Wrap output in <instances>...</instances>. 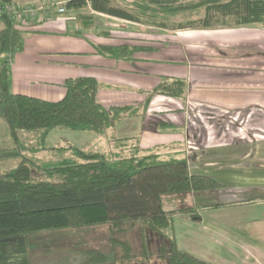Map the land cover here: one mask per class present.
Instances as JSON below:
<instances>
[{
	"label": "crops",
	"instance_id": "obj_1",
	"mask_svg": "<svg viewBox=\"0 0 264 264\" xmlns=\"http://www.w3.org/2000/svg\"><path fill=\"white\" fill-rule=\"evenodd\" d=\"M67 1L11 0L12 8L28 5L35 13L21 29L22 51L9 62L10 91L55 102L64 80L92 78L104 108L127 109L114 127L88 133L102 141L92 152L107 153L113 137L132 138L145 153L184 156L190 173L221 184L215 191L238 189L237 202L264 203V27L167 30L99 13L88 2L67 8ZM101 46L135 50L125 58L99 53ZM172 80L185 82L182 97L153 92ZM224 195L214 198L233 202Z\"/></svg>",
	"mask_w": 264,
	"mask_h": 264
},
{
	"label": "trees",
	"instance_id": "obj_2",
	"mask_svg": "<svg viewBox=\"0 0 264 264\" xmlns=\"http://www.w3.org/2000/svg\"><path fill=\"white\" fill-rule=\"evenodd\" d=\"M86 2L99 13L135 23L158 24L167 17L202 10L198 26L192 19L188 26L178 28H210L216 15L222 21L231 19L236 26L264 27V0H69L65 6L81 8ZM10 3L0 0V118L12 146L0 147V159L20 160L0 173V264H35L31 251L34 235L97 227L106 229L107 249L82 247L83 241L75 243L71 251L81 257L75 264H150L153 260L161 264H214L177 246L172 216L187 214L196 220L199 215L194 214L195 209L166 211L163 207L164 196L221 188L207 175L190 173L184 156L165 158L145 153L132 138L113 137L107 153L70 146L44 147V139L53 129L102 134L118 124L127 109L104 108L96 99L98 84L92 78L64 80L65 93L55 102L12 93L9 62L22 51L24 34L7 11ZM134 50L98 47L99 53L125 58ZM153 92L180 98L185 82L167 81ZM23 131L36 133V144L41 146L37 149L51 154V160L38 162L21 153L24 147L19 133ZM59 154L63 157L58 158ZM136 229L139 249L129 237ZM147 232L158 238L155 252L146 242Z\"/></svg>",
	"mask_w": 264,
	"mask_h": 264
},
{
	"label": "rangeland",
	"instance_id": "obj_3",
	"mask_svg": "<svg viewBox=\"0 0 264 264\" xmlns=\"http://www.w3.org/2000/svg\"><path fill=\"white\" fill-rule=\"evenodd\" d=\"M82 12L86 14V11ZM202 15V10H199L197 13L189 14V16L180 14L167 17L166 22L152 23V25L173 30L180 25H187L192 19H199ZM212 20L214 25L233 24L231 19L222 21L217 15ZM115 23H119L120 28H123L122 23ZM199 23L200 21L197 20L195 25L192 24L198 26ZM88 133L53 129L44 139L43 145L44 147L60 146L64 148L70 146L83 151H92L94 147H99V150H101L103 146L100 147L97 144L102 142L101 139L97 140L98 137ZM35 135L34 132L23 131L19 133L21 147H24L21 153L25 157L35 158L38 162L51 160V154L37 149L40 145L39 143L36 144ZM10 146L12 145L5 124L0 118V147L10 148ZM69 154L67 153V155ZM61 157H63V154H59L58 158ZM19 160L20 158L0 159V173L13 168ZM220 194H225V199L233 202L222 203L217 201L214 197ZM240 198L238 189L229 190L225 193L207 191L202 194L195 193L194 195L164 196L163 207L166 211L191 207L196 211L194 214L199 215L196 220H191L187 214H173L174 236L179 249L214 264H264V220L251 222V217L262 218V214L264 216V203L259 205L243 204L242 201L237 202ZM242 198L245 197L242 196ZM136 231L137 229L130 233L129 237L133 247L139 249L141 240ZM105 233L106 229L104 227H97L84 230L71 229L60 232H43L34 235L31 250L34 251L35 255L33 260L35 264H75L81 257H78L74 250L71 251L73 244L83 241L82 247L105 249ZM168 234L171 235V232H168ZM146 239L149 248L155 252L158 246V238L147 232ZM241 244L251 246V252L247 251L248 255L244 253L245 251H240L244 247ZM80 249L82 248H78V251ZM251 255L255 258V262ZM150 264L161 263L153 260Z\"/></svg>",
	"mask_w": 264,
	"mask_h": 264
},
{
	"label": "built area",
	"instance_id": "obj_4",
	"mask_svg": "<svg viewBox=\"0 0 264 264\" xmlns=\"http://www.w3.org/2000/svg\"><path fill=\"white\" fill-rule=\"evenodd\" d=\"M7 11L13 19L14 26L19 29H22L25 24L24 21L35 13V11L28 5L21 9H15L9 6ZM63 11L64 9L62 7L58 8L59 13H62Z\"/></svg>",
	"mask_w": 264,
	"mask_h": 264
}]
</instances>
